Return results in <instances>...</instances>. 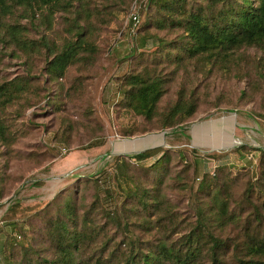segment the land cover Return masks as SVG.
I'll list each match as a JSON object with an SVG mask.
<instances>
[{"label": "trees", "instance_id": "obj_1", "mask_svg": "<svg viewBox=\"0 0 264 264\" xmlns=\"http://www.w3.org/2000/svg\"><path fill=\"white\" fill-rule=\"evenodd\" d=\"M145 5L146 19L137 29L138 34L144 33L137 37L127 57L137 63L145 59L149 39L157 40L154 50L160 49L158 59H154L156 67L166 59L177 62V68L187 60L225 61L241 48L264 46V0H147ZM90 6L89 0H0L1 50L9 49L7 55L16 58L46 50L45 65L39 73L31 75L24 60V74L0 81V153L14 155V143L22 135L7 123L6 109L17 103L20 106L22 99L39 90L45 91L64 77L69 66L78 63L82 53L96 51L84 38L92 14ZM16 7L23 9L22 17L30 24L37 12H43L48 24L55 12H71L72 37L56 49L44 36L28 37V26L5 21ZM151 29L174 30L177 39L166 43L162 37L150 35ZM148 68L143 66L120 77L123 97L119 105L152 123L167 81ZM41 77L42 86L33 85ZM196 108V102L178 98L160 114L159 128L180 125L196 114ZM101 144V140L92 141L84 149ZM186 150L194 156L191 165L196 172L198 162L194 159L199 155L194 149L178 150V157L186 163ZM158 153L161 155L149 166L139 164ZM207 156L219 157L214 153ZM170 158L168 149L154 147L119 157L104 181L99 177L79 180L83 187L93 188L91 199L77 201L69 190L53 197L45 205L43 217L36 211L34 216L43 224L33 228L36 234L29 242L14 238V229L23 238L25 234L17 221H8L9 230L0 228V261L4 262L0 264H264V154L259 158L256 177L246 179L239 201L230 195V182L243 175L246 167L243 173L238 171L226 179L219 178L225 166L216 167L212 175L205 172L197 186L202 196L186 228L180 227L181 219L161 192L160 174L167 173ZM131 167L140 168L143 174L135 176L129 171ZM150 172L158 175L151 178ZM115 231L120 233L119 239ZM39 247L43 248L35 249ZM16 249L18 256L13 253ZM43 249L47 254L42 255Z\"/></svg>", "mask_w": 264, "mask_h": 264}, {"label": "rangeland", "instance_id": "obj_2", "mask_svg": "<svg viewBox=\"0 0 264 264\" xmlns=\"http://www.w3.org/2000/svg\"><path fill=\"white\" fill-rule=\"evenodd\" d=\"M146 2L89 0L92 14L84 38L96 47V51L90 55L82 53L78 63L69 66L64 77L51 83L45 91L37 90L36 95L22 99V105L20 102V106L17 103L6 109L7 123L22 135L14 143V155L9 156L5 151L0 153V228L9 230L11 226H6V223L17 221L25 234L23 238L18 230H12V236L18 241H31L36 234L33 228L43 224L34 215L39 210L38 214L43 217L45 205L53 197L69 190L77 201L90 200L93 188L83 187L79 180L99 177L104 181L107 170L119 157L132 154L120 150L106 162L99 163L110 150V143L118 142L119 146L123 142L133 143L137 139L158 137L198 125V130L191 137L196 139L197 146L180 137H173L164 146L146 148L168 149L171 160L167 173L160 174L163 175L161 192L181 219V228L188 227L193 219L195 203L202 196L197 192V186L205 172L212 175L216 167L225 166L219 178L226 179L238 171L243 173L246 167L243 175L230 182V195L236 201L241 199L248 176L256 177L264 148L251 144L256 135L247 128L256 127L261 131L260 136L264 137V46L241 48L225 61L187 60L177 68V62L166 59L156 67L154 59H158L160 49L154 50L157 40L149 39L144 48L145 59L137 63L127 57L133 51L137 37L144 33L138 34L137 29L146 19ZM42 13L37 12L30 24L22 17L23 9L16 7L5 21H18L28 26V37L40 39L44 36L54 48L72 37L71 12H55L50 24ZM132 15L138 16L135 24L131 22ZM149 34L162 37L167 43L175 41L178 32L151 29ZM8 50L0 48V81L24 74V60L31 68V75L39 73L45 65L46 50L21 58L8 56ZM139 51H136L137 54ZM169 52L171 55L175 53L174 50ZM143 66L155 70L167 81L152 123L119 105L123 97L120 77L129 71H139ZM42 79L34 80L33 85L40 88ZM178 98L196 102V114L178 126L160 129V114L165 113ZM223 117L228 118L230 123ZM98 140L102 141L100 146L84 149L90 142ZM236 140L238 144L228 146ZM187 148L194 149L199 155L194 159L198 162L196 172L191 165L194 156L189 151L181 152L186 163L178 157V150ZM212 153L219 157L207 156ZM160 155H152L139 164L149 166ZM129 171L135 176L143 174L140 168L131 167ZM157 175L150 172L149 177ZM233 204L236 205L235 202ZM9 213L13 216L10 217ZM28 218L31 220L28 221ZM233 228L231 226L229 230ZM114 235L120 238L119 232L115 231ZM40 252L47 254L44 249ZM13 253L18 256L17 249Z\"/></svg>", "mask_w": 264, "mask_h": 264}, {"label": "bare ground", "instance_id": "obj_3", "mask_svg": "<svg viewBox=\"0 0 264 264\" xmlns=\"http://www.w3.org/2000/svg\"><path fill=\"white\" fill-rule=\"evenodd\" d=\"M225 116V115H224ZM224 118V117H223ZM221 119V118H220ZM226 122H229L230 123V120L228 118H224ZM213 124V123H212ZM210 128V127H209ZM198 130V125H193L191 127H188V128H182V129H179L175 132H171V133H167V134H164V135H161V136H158V137H148V138H142V139H137L135 140V142H123V145H119L118 146V142H115L111 145L110 143V150L107 151V153H105L101 158V160H99L98 162L99 163H102V162H106L109 158L113 157L118 151L120 150H127L129 152H132V154H129V155H134V154H137L139 153L140 150H143L146 148H150V147H153V146H164L165 144H168V142L173 138V137H180L181 139H183V141L189 143L190 145H193V146H197L198 145V142L196 141V139H192L191 137L193 136V134L196 133V131ZM166 133V132H165ZM261 133V132H260ZM199 135V134H198ZM198 140V139H197ZM250 140V139H249ZM254 141V140H253ZM241 142V141H240ZM245 142V141H244ZM243 142V143H244ZM250 142V141H249ZM128 143V144H127ZM239 141L236 140V141H231V143L229 145H236L238 144ZM125 144V145H124ZM251 144L255 145V146H258V147H261V148H264V142L261 141H256L255 139V142H251ZM205 145V144H204ZM228 145V146H229ZM144 151V150H143ZM111 163V162H109ZM108 163V164H109ZM53 179V178H52ZM54 180V179H53ZM56 181V180H55ZM57 182V181H56ZM23 192V191H22ZM17 199V198H16Z\"/></svg>", "mask_w": 264, "mask_h": 264}, {"label": "crops", "instance_id": "obj_4", "mask_svg": "<svg viewBox=\"0 0 264 264\" xmlns=\"http://www.w3.org/2000/svg\"><path fill=\"white\" fill-rule=\"evenodd\" d=\"M180 129H182V128H180ZM247 129H249V130H251L252 132H254V134L256 135V138H255L256 140H259V141H263V142H264V137H261V136H260V134H261L260 132H261V131H260L259 129H257L256 127H254V128H253V127H250V128H247ZM258 131H259V132H258ZM259 133H260V134H259ZM261 135H262V134H261ZM255 139H254L253 142H255ZM251 142H252V141H251ZM229 146L232 147V146H234V145H229Z\"/></svg>", "mask_w": 264, "mask_h": 264}, {"label": "built area", "instance_id": "obj_5", "mask_svg": "<svg viewBox=\"0 0 264 264\" xmlns=\"http://www.w3.org/2000/svg\"><path fill=\"white\" fill-rule=\"evenodd\" d=\"M131 22H132L133 24L137 23V22H138V16H137V15H132V17H131Z\"/></svg>", "mask_w": 264, "mask_h": 264}]
</instances>
